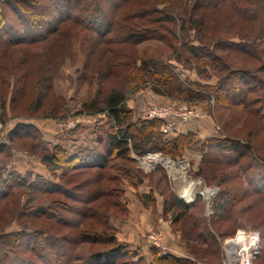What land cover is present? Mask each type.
Listing matches in <instances>:
<instances>
[{
  "label": "trees",
  "instance_id": "16d2710c",
  "mask_svg": "<svg viewBox=\"0 0 264 264\" xmlns=\"http://www.w3.org/2000/svg\"><path fill=\"white\" fill-rule=\"evenodd\" d=\"M128 1H0L1 17H4L8 11H12L15 15L13 23L9 22L6 16L5 20H1L7 23L3 27L0 26V43L43 44L52 36L73 39L77 33H70L72 31L70 26L77 25L93 38L86 50L84 71L80 76V80L90 82L95 76L99 79V77H105L109 71L114 72L116 65H119L118 62L123 61L125 48H121V44L157 38L166 41V45L174 49L176 44L171 41L176 40V34L173 28L168 26L171 23L180 29L194 30L193 39L198 43L191 42L188 34H184L180 40H177L180 43L177 55L185 56V62L193 63L201 72L206 73L210 70L218 79L215 84H212L213 86H205L208 96L211 95L217 102L226 103L229 107H242L248 114L260 112V118L264 120V0H154L148 6L139 4L125 9L123 5ZM216 13H221V21L233 19L235 23L238 21L244 23L248 29H240V33L236 35L238 40H233V36H227V28L224 27L223 22L214 21L215 19L208 21V14ZM168 32L171 36L167 34ZM86 34H83V42ZM100 43L107 47L106 50H100L96 54L103 60L93 65L90 70L95 48ZM52 45V43L44 45L40 50V53L46 50L49 56L41 67L47 68L46 61L52 65L57 61L59 49L55 50ZM106 52L110 59L106 58ZM242 57H247L251 62L257 63V66L253 67L251 63L249 66L233 64L234 61H245ZM135 61L136 58H129L124 62L132 73H127L121 84H114L104 90L98 87L94 95L83 103L84 110L88 112H105L106 121L101 126L99 124L94 126L90 141L80 145L75 153L68 152L58 144L52 147L44 144L39 133L32 126L17 124L9 130L12 141L21 136L37 141L33 146L41 148L42 163L51 174L27 177L12 171L6 165L0 166V223L12 215L13 206L8 204L12 202L16 204L15 198L19 201L18 204L21 199L26 198L22 209L18 212L20 216L30 218L54 216L55 225H67L73 230V234L71 237L54 236L50 234V231L33 227L26 221L21 222V229L18 231L5 232L2 229L0 264L135 263L136 251L117 240L115 228L113 225L109 226L110 211L100 210L101 207L93 202L98 198H105L109 209L111 207L122 211L120 195L122 192L125 193L126 188H121V182L131 184L137 182L135 173L123 164V161H133L128 156L129 152L143 154L160 150L166 155H172L182 143L185 144V138L192 134L178 133L170 139H162L158 130L162 121L156 118L132 120L125 106V96L137 87H133V84L145 81L170 93L185 94L186 91L188 99L193 98V95L197 97L196 94L200 93L197 90L195 94L196 89L193 90V88H202L197 81H182L175 78L170 67L158 58L140 59L138 65ZM99 65L106 67L103 70L98 68ZM38 79L39 88L33 108L41 106L42 95L51 87L49 74H40ZM202 96L207 98L206 94ZM61 106L60 102H51L45 112L47 111L49 116H56ZM256 121L259 129L263 130L261 122L257 119ZM253 132L254 130H249L248 138L253 135ZM157 139L160 144L156 143ZM248 144L249 140L243 143L236 138H211L208 139L207 146L205 143L202 145L201 151L208 157L211 154L210 151L204 150L206 147L212 148L215 153L222 151L220 153L222 160H228L236 166L240 158L249 153ZM6 147L4 143H0V152ZM232 150L233 153H223ZM256 155L260 156V154ZM247 163L249 165L252 162L249 160ZM262 163L255 164L256 168L250 175V177L254 176L251 183L253 185L255 183V191L260 194L264 193V163ZM136 169V172L144 173L138 167ZM201 172L200 169L199 174ZM84 173H88V176L79 179L78 176ZM231 175L232 172L224 173L220 181L229 180ZM228 188L220 190L214 198V215L216 210L219 213L228 211L235 202V198L245 191L236 183L229 185ZM34 196H53L51 202L53 205L43 202L34 204ZM61 197L76 199L80 202L79 208H70L68 211L70 218L67 220L61 214V210H58V207L63 206ZM261 197L264 199V196ZM198 198V196L195 197L193 205L197 203ZM192 204L183 203L181 199L173 197L170 198L168 207L180 211L177 214L179 219L180 215L186 214L192 208ZM87 218H90L88 223L85 221ZM86 244L87 251H82ZM24 249L28 250L29 256L21 254ZM152 254L154 264H193L189 258L174 256L170 253L160 254L155 249L152 250ZM257 259L261 262L260 264H264V243L263 245L260 243Z\"/></svg>",
  "mask_w": 264,
  "mask_h": 264
},
{
  "label": "rangeland",
  "instance_id": "374dc122",
  "mask_svg": "<svg viewBox=\"0 0 264 264\" xmlns=\"http://www.w3.org/2000/svg\"><path fill=\"white\" fill-rule=\"evenodd\" d=\"M140 1L143 0H129L123 6L125 9L139 4L148 6L154 0ZM220 14H208V21L211 19L221 21ZM5 16L9 22L13 23L15 15L12 11H8ZM5 16H0L1 27L7 23L1 21L5 20ZM231 20L221 22L227 28V36H233V40H238L236 35L240 33V29L246 30L247 26L242 22L235 23L233 19ZM168 26L173 28L177 35H175L176 40L171 41L176 44L174 49L168 47L166 41L157 38H146L136 43L121 44V48H125V57L122 62H118L120 66L116 65L114 72L109 71L103 78L99 77L98 79L95 76L94 80L90 82L80 80V76L84 71L86 50L91 45L93 38L77 25L70 26L72 30L70 33H77L73 39L52 36L43 44L10 45L7 42L0 43V143L7 146L0 152V166L6 165L12 171H19L27 177L51 174L47 172L48 170L42 163L41 148L33 146L37 141L25 136L14 138L12 141L9 130L17 124L32 126L37 130L44 144L49 147L58 144L68 152L75 153L80 145L90 141L94 126L98 124L101 126L106 121L105 112H88L84 110L83 103L94 95L98 87L104 90L114 84H121L126 78L125 75L132 73L127 63H124L129 58H136V65L140 63V59L158 58L170 67L172 74L178 80L199 82L202 88H193V90L196 89L195 94L197 90L200 91L196 94L198 96L193 95V98L188 99L186 91L185 94L170 93L149 81L137 82L133 84V87H137L126 94L125 106L128 108L132 120L136 118L160 119L162 124L158 130L162 139H170L178 133H191L192 135L187 136L185 144L182 143L179 149L174 150L173 156L166 155L160 150L148 151L143 154L129 152L128 156L134 162L123 161V164L132 173H135L137 182L136 184L121 182V188H126V191L129 192L125 191L120 195L122 211L111 207L109 209L105 198H98L93 204L99 205L100 210L110 211L109 226L113 225L115 228L117 240L136 251L134 264H154L153 249L160 254L170 253L174 256L189 258L193 264H222L226 247L224 242L233 238L238 232L244 233L248 239L258 235L259 245L264 243V199L261 197L264 196V193L260 194L255 191V183L254 185L251 183L254 176L250 177L251 172L256 168L255 164L264 161V120L260 118V112L248 114L242 107H229L226 103L217 102L211 95L208 96L205 86H213L212 84H215L218 79L210 70H207L206 73L201 72L193 63L185 62V56L177 55V50L180 47L177 40H180L184 34H188L191 42L198 43L193 39L194 30L180 29L171 23ZM83 34H86L85 45ZM49 43L53 44L55 50L59 49L57 61L53 65L46 61L47 68L41 67L49 56L46 50L44 53H40V50ZM106 48L102 43L96 46L90 70L93 65L102 62L103 59H99L96 54ZM107 54L108 52L105 53L106 58L109 57ZM243 59L246 62L234 61L233 64L249 66L251 63L253 67L257 66V63L251 62L247 57ZM105 67L98 66L103 70ZM40 74L51 76V87L47 93L42 95L41 106L33 108L39 88ZM201 94H206L207 98H203ZM51 102L62 104V108L56 116H49L47 111L45 112ZM149 112L154 115H149ZM76 119H83V121L67 128L69 122ZM256 119L261 122L263 130L259 129ZM250 129L254 132L248 138ZM211 138H236L243 143L249 140L250 151L242 156L240 162L235 166L228 160H222L220 154L222 151L215 153L212 148L206 147L204 150L210 151L211 155L209 157L203 155L202 145L205 143L207 146L208 139ZM156 143L160 144V141L157 139ZM149 152L150 154L157 153L164 160L168 159L169 162L172 161L174 169L168 164L169 162H166L168 164L166 165L164 161L153 158L155 160L152 159V162L157 163L151 164L153 168L150 167L151 169H147L148 171L144 170L139 161ZM230 152L234 151H224L223 153ZM256 154H260V156ZM132 155L136 157L134 158ZM259 159L262 161H257ZM249 160L252 163L248 165ZM136 167L144 173L136 172ZM200 169L202 172L199 174ZM110 171L112 172L111 169ZM226 172H232V175L229 180L221 182L220 178ZM87 174L84 173L78 177L82 179L88 176ZM189 183L193 185L190 189L191 193L195 195L193 200L196 196L199 197L194 205L192 204L193 200L185 201L179 194V189L185 188ZM234 183L239 184L245 191L235 198V202L228 208V211L219 213L215 209L216 215H214V198L220 190H224ZM204 187L216 188V192L209 199L211 213L206 211L205 202L207 199L202 194ZM173 197L181 199L183 203L193 205L186 214L180 215L179 219H177V214L180 211L168 207V202ZM52 198L53 196H34L33 203L52 204ZM15 199L16 204L12 201L8 204V206H13V212L7 220L0 223V232L2 229L5 232L18 231L21 229V222L26 221L33 227L50 231V234L54 236H72L73 230L67 225L54 224V216L48 218L20 216L18 212L22 209L26 198L21 199L19 204L17 198ZM61 199L63 206L58 207V210H61V214L67 220L70 218L68 214L70 208L77 209L80 202L66 197H61ZM85 221L88 223L90 218ZM154 234L158 235L159 243L165 248V251L149 242V236ZM86 247L87 244L82 251H87ZM21 254L29 256L27 249L22 250ZM260 263L257 257L252 261V264Z\"/></svg>",
  "mask_w": 264,
  "mask_h": 264
},
{
  "label": "built area",
  "instance_id": "2783aa9c",
  "mask_svg": "<svg viewBox=\"0 0 264 264\" xmlns=\"http://www.w3.org/2000/svg\"><path fill=\"white\" fill-rule=\"evenodd\" d=\"M149 115L153 116L151 112H149ZM83 119H76L74 121H70L67 128L71 127L72 125H76L78 123H82ZM74 125V126H75ZM61 126V125H60ZM62 127V126H61ZM63 135V134H62ZM132 157H136L135 155H132ZM157 157V153L150 154V152L147 154V156H144L139 162L141 167L148 171L147 169H151V164H156L157 162H152V159ZM153 159V160H155ZM160 160L159 158H157ZM153 168V167H152ZM169 168V167H168ZM170 169V168H169ZM185 188L179 189L180 196L185 201H191L194 198V194L191 193V190L186 193L184 191ZM216 192V188L214 187H204V190L202 192L203 196L206 200V211L208 213H211V205L209 199L213 196V194ZM257 235V234H256ZM149 242L155 246V247H161L162 251H165V248L162 247L159 243V237L157 234L151 235L148 238ZM225 251H224V261L222 264H252V261L259 255V241H258V235L255 236V238H246L244 233L238 232L233 238L225 240Z\"/></svg>",
  "mask_w": 264,
  "mask_h": 264
},
{
  "label": "bare ground",
  "instance_id": "6f19581e",
  "mask_svg": "<svg viewBox=\"0 0 264 264\" xmlns=\"http://www.w3.org/2000/svg\"><path fill=\"white\" fill-rule=\"evenodd\" d=\"M156 158H159L161 161H164V164H166V162H169L168 159H167V160H164V158L160 157V155H157ZM168 164L173 168L174 163H173L172 161H170ZM168 164H166V165H168ZM173 169H174V168H173ZM184 177H185V176H184ZM197 183H198V182H197ZM199 185H200V184H199ZM192 187H193L192 183H189V185H188L187 187H185L184 191H185L186 193H188ZM195 187H196V186H195Z\"/></svg>",
  "mask_w": 264,
  "mask_h": 264
},
{
  "label": "crops",
  "instance_id": "0c3cea01",
  "mask_svg": "<svg viewBox=\"0 0 264 264\" xmlns=\"http://www.w3.org/2000/svg\"><path fill=\"white\" fill-rule=\"evenodd\" d=\"M19 172V171H18ZM187 187V186H186ZM126 192H128V191H126ZM129 193V192H128Z\"/></svg>",
  "mask_w": 264,
  "mask_h": 264
}]
</instances>
